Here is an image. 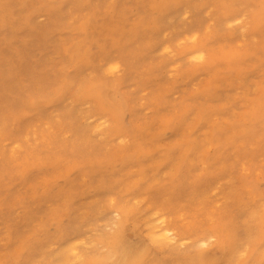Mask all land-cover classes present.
Segmentation results:
<instances>
[{
    "label": "rangeland",
    "instance_id": "1",
    "mask_svg": "<svg viewBox=\"0 0 264 264\" xmlns=\"http://www.w3.org/2000/svg\"><path fill=\"white\" fill-rule=\"evenodd\" d=\"M263 3L0 0V264H264Z\"/></svg>",
    "mask_w": 264,
    "mask_h": 264
},
{
    "label": "bare ground",
    "instance_id": "2",
    "mask_svg": "<svg viewBox=\"0 0 264 264\" xmlns=\"http://www.w3.org/2000/svg\"><path fill=\"white\" fill-rule=\"evenodd\" d=\"M256 20L259 26L264 25V3L256 15ZM197 58L201 60L200 58H202V56H197L196 59ZM115 130L116 129L114 128L113 131ZM115 212H117L119 216V220L117 221V231L111 237H107L102 240L103 241L105 240L107 242L110 251L113 254L117 255L118 259H115L114 261H107L105 257H100L97 260L90 261V264H181L179 262L174 263L173 261H169L167 259L160 261L157 257H154L153 259H148L143 254V248H135L132 245L126 243L124 241V236L128 224L131 223L130 214L128 211L124 212L118 208L115 210ZM145 225L147 231L146 238L152 243L155 242V243H161L163 245H172V246L174 245V247L178 244L176 235L173 234L172 230L168 228V226L165 224V220L162 216H156L152 218L150 222L149 221L146 222ZM219 237H220L218 243L220 244L219 251L224 253L227 247L225 241H227L226 238L228 236L221 235ZM202 244H208V242L202 241ZM232 246L234 245L232 244L231 247ZM53 264H66V263H64L63 261H58Z\"/></svg>",
    "mask_w": 264,
    "mask_h": 264
}]
</instances>
